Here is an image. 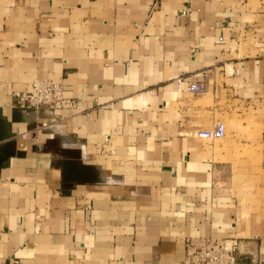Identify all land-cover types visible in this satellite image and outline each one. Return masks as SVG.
<instances>
[{
    "label": "crops",
    "instance_id": "crops-1",
    "mask_svg": "<svg viewBox=\"0 0 264 264\" xmlns=\"http://www.w3.org/2000/svg\"><path fill=\"white\" fill-rule=\"evenodd\" d=\"M186 76L204 92L177 91ZM33 79L74 105L11 125L25 155L0 168V264H182L194 236L264 264L262 205L230 162L256 143L234 130L264 121V0H0V117ZM219 118L230 142L196 136ZM50 139L103 183L63 185L33 151Z\"/></svg>",
    "mask_w": 264,
    "mask_h": 264
},
{
    "label": "built area",
    "instance_id": "built-area-1",
    "mask_svg": "<svg viewBox=\"0 0 264 264\" xmlns=\"http://www.w3.org/2000/svg\"><path fill=\"white\" fill-rule=\"evenodd\" d=\"M189 9L184 8L178 16L188 14ZM218 28L224 27L222 22H218ZM222 38L219 37L218 41ZM190 52H192L190 50ZM238 73L237 68L233 74ZM177 91H186L191 94H202L204 88L197 80L191 76L178 77L175 79ZM12 106L21 110H36L41 107L53 110H64L72 108V100L62 96L61 83L48 80L33 79L29 84V89L23 92H13ZM225 125L221 121H216L211 127L196 133L204 140H220L224 137ZM37 226V225H36ZM240 241L235 238L220 237H186L183 241L182 264H238V245ZM18 264L17 262H15Z\"/></svg>",
    "mask_w": 264,
    "mask_h": 264
},
{
    "label": "rangeland",
    "instance_id": "rangeland-1",
    "mask_svg": "<svg viewBox=\"0 0 264 264\" xmlns=\"http://www.w3.org/2000/svg\"><path fill=\"white\" fill-rule=\"evenodd\" d=\"M224 119L225 118H219L218 120L227 126ZM257 122L258 125L256 127L253 126L252 128L250 138L247 126L244 128L239 126L234 130L238 131V135H236L237 137L235 136V138H239V141L256 139V143H253L250 146H233L231 151L233 159H230V162L233 172L239 174V176H235L238 182L234 184V188L246 192V194H251L256 198L257 201H259L258 204L262 205V207L257 208L258 214L264 218V121L259 119ZM225 130L228 131L227 127ZM229 131L228 135L227 132H225L222 139L212 140V142H214L215 145L220 144L222 146L224 145V141L226 143L227 141L230 142L232 136H229ZM107 146L108 143H105L99 149L100 153H106L108 151ZM101 150L105 152H101Z\"/></svg>",
    "mask_w": 264,
    "mask_h": 264
},
{
    "label": "water",
    "instance_id": "water-1",
    "mask_svg": "<svg viewBox=\"0 0 264 264\" xmlns=\"http://www.w3.org/2000/svg\"><path fill=\"white\" fill-rule=\"evenodd\" d=\"M24 122L21 118L20 109H13L10 113V119L7 121L5 117H0V168L5 166L11 158H23L24 151L16 149L15 134L11 132V125ZM43 133V132H42ZM35 134H32V138ZM50 140H45L41 148H35L33 151L40 153H49L51 158V166L57 169L60 174V181L63 185H85V184H100L103 183L99 175L94 169L87 165H82L79 161L72 159L65 154L58 152H49L48 143ZM32 149V148H31Z\"/></svg>",
    "mask_w": 264,
    "mask_h": 264
},
{
    "label": "bare ground",
    "instance_id": "bare-ground-1",
    "mask_svg": "<svg viewBox=\"0 0 264 264\" xmlns=\"http://www.w3.org/2000/svg\"><path fill=\"white\" fill-rule=\"evenodd\" d=\"M223 123V122H222Z\"/></svg>",
    "mask_w": 264,
    "mask_h": 264
}]
</instances>
